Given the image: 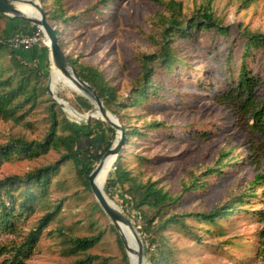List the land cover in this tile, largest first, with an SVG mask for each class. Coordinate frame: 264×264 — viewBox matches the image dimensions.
Wrapping results in <instances>:
<instances>
[{"label":"rangeland","instance_id":"1","mask_svg":"<svg viewBox=\"0 0 264 264\" xmlns=\"http://www.w3.org/2000/svg\"><path fill=\"white\" fill-rule=\"evenodd\" d=\"M100 1L63 0L65 16L71 18L66 23L60 19L50 22L59 31L58 41L67 56L77 59L78 63L98 67L108 83L115 86V101L119 104H114L113 108L118 111L119 116L114 115L119 123L143 131V135H137L122 145V166L138 181H154L158 187L176 196L183 193V185L189 183L192 175L205 173L218 162L225 163L220 173L208 177L204 187L184 192L170 213L209 211L245 191L248 181L262 167L246 163L249 160L246 127L236 121L228 105L218 103L214 97L227 83L228 75L225 77L222 64L229 47L241 42L239 37L236 38L238 31L264 33V0H211L212 13L222 24L231 25L229 36L211 38L205 31H196L191 38L176 36L169 39L181 62L172 72L156 68L151 74L154 90L139 104L131 103L132 88L140 76L139 59L143 54H158L163 45L161 31L168 15L165 7L168 0H108L110 4L106 8ZM177 1L182 3L183 19L193 16L206 3V0ZM47 4L46 10L54 7L52 0ZM16 25V21L0 16V38L23 34L21 30H15ZM38 36L36 63L41 74L49 66V74L40 76L39 84L33 79L31 84L46 85V92L36 88L35 98L23 101L18 108L17 119L0 114V144L17 137L40 140L49 130L48 99L51 97L47 84L50 83L53 63L48 45L43 42L47 39L43 33ZM17 52L23 60L32 63L31 48L19 46ZM239 55L238 52L236 56ZM9 59V51L2 49L0 60L5 68L4 76L13 72L8 69L11 67ZM202 82L204 85L201 86ZM54 93L65 98L59 97L63 108L58 103L55 107L58 119L64 116L77 123L92 119L107 123L100 116L91 117L89 121L79 117L81 115L74 107L76 96L85 95L74 83L58 82ZM256 96L257 99L264 98V84L256 90ZM85 113L82 114L85 116ZM156 122L162 124L154 129L147 127V124ZM59 131L63 130L60 128ZM201 133H204L203 137ZM114 139L115 136L111 138L107 126L103 125L101 131L96 130L93 142L87 137L79 145L91 153H99L107 141ZM128 139L126 136L125 142ZM62 152V148H51L34 158L15 155L1 160L0 178L24 175L54 163ZM84 161L80 157L77 162L72 159L59 162L45 197L21 218L16 232L1 233L0 244L18 245L46 212L58 206L53 219L43 228L32 255L22 264H71L86 255L98 257L90 264H130L125 247L118 242L117 235L122 236L118 226L111 223L85 186L79 165ZM252 189L256 197L245 198L240 206L248 211L232 213L215 224L185 216L183 224L163 228L159 243L172 253L169 264H262L255 251L258 241L255 235L260 232L263 222L253 214L264 209L263 187L254 185ZM110 190L109 198L130 217L134 226L141 224L140 215L126 200L123 188ZM97 234H100L98 242L85 253H71V238ZM144 238L149 240L147 236ZM143 244V263L149 264L146 249L156 252L157 243L149 240ZM7 257L6 253L0 255V264H4Z\"/></svg>","mask_w":264,"mask_h":264},{"label":"trees","instance_id":"2","mask_svg":"<svg viewBox=\"0 0 264 264\" xmlns=\"http://www.w3.org/2000/svg\"><path fill=\"white\" fill-rule=\"evenodd\" d=\"M40 1L49 22L54 19H60V21L66 23L71 18L65 16L63 0H52L54 7L49 10H46L49 0ZM210 2L211 0H206V3L188 19H183L182 17L181 1L168 0L165 3L168 15L164 19L165 24L161 31L163 45L158 54H143L139 59L141 70L140 76L136 80V86L132 88V104H139L148 99L154 90L151 74L156 68L172 72L173 68L181 62V59L177 57L175 50L169 44V39L176 36L191 38L196 31H205L211 38L217 35L229 36L231 25H224L219 21L211 11ZM100 3L104 4V8L110 4L108 0H101ZM0 16L6 17L9 21H16L15 30H21L26 34L38 32V35H42L41 30L28 21L7 16L1 12ZM56 33L57 35L59 34L57 29ZM238 37L241 42L229 47L225 54V61L222 64L225 68V77L226 74L228 75L226 77L227 83L215 94L214 98L218 103L228 105L233 111L236 121L243 123L246 127V142L249 149V153H247L249 160L246 163L258 168L262 167L254 175L253 179L248 181L245 191L225 204L214 207L209 211L170 213L184 192L204 187L208 177L215 173H220L225 163L218 162L217 166L209 167L205 170V173L201 172L200 174H203L201 176L200 174L192 175L189 183L183 185V193L174 196L158 187L154 181L141 182L131 175L121 164L122 148L109 168L103 183V191L107 194L112 188H123L124 194L128 198L126 200L130 202L133 209L140 215L141 224L135 225V227L142 236L143 241L148 243L150 240L157 243L156 252H149V249H146V253L149 254V264H169L172 253L159 243V239L162 236L160 231L172 224H183L185 216H192L205 223L215 224L218 219L228 218L232 213H239L241 212L240 210L248 211V209H242L240 206L243 204L242 200H246L245 198L256 197V193L252 189L254 185L263 187L261 199L264 203V98L257 99L256 96V90L264 84V33L241 30L237 33L236 38ZM2 49L9 51L11 67L8 69L13 72L8 76H4L5 68L0 60V114L5 118L17 119L18 115H16V112L18 108L22 106L23 101H30L35 98L36 88L46 92V85L36 86L31 84V81L32 79L36 80L39 84L40 76H48L49 66H46L44 73L41 74L38 65L24 63V60L18 55L17 48L0 38V56ZM31 51V59L36 60L39 55V49L34 46ZM238 52L240 54L239 57L236 56ZM67 58L78 71L80 77L94 88L104 105L113 114L119 116L118 111L113 108V105L117 103L115 101L116 88L108 83L103 72L94 65L78 63L77 59H72L69 56ZM200 85H204L203 82ZM207 88H213V86H207ZM57 96L64 98L59 93H57ZM76 100L77 104L74 107L79 112L84 113L94 107L92 101L86 96L77 95ZM48 101L50 102L49 114L51 122L46 135L40 140L28 141L22 137H17L9 142L0 144V161L10 159L15 155L27 158L38 157L51 148L58 150L62 148L64 152L60 154L59 160L54 163L39 167L24 175L12 174L0 178V235L1 233H14L17 231L21 218L30 213L35 204L45 197L51 176L57 170L61 161L72 159L77 162L80 157L85 159L79 165L84 176L85 186L91 191L88 175L95 168L113 140L107 141L99 153H91L88 148L81 147L79 143L83 138L87 137H90L93 142L92 137L96 130L101 131L103 125L107 126V131L111 138L115 136V129L99 119L81 123L70 121L64 116L58 119L55 109L58 104L52 98H49ZM59 110L61 109L59 108ZM94 111H96V108ZM92 122H94L93 125L91 124ZM161 124L158 122L151 123L147 124V127L154 129ZM60 128L63 131H59ZM124 129L126 136L129 138L124 144H128L133 137L144 134L137 127L128 128L124 126ZM201 136L203 137L204 133H201ZM57 209L58 206L46 212L38 220L36 226L28 230L25 238L18 245L12 244L8 246L0 244V255L8 254V257L4 259V264H22L24 259L32 255L43 228L53 219ZM253 216L263 222L260 232L255 235V237H258L255 251L256 255L262 260V264H264V209H259ZM128 218L130 217L128 216ZM151 234L153 235L151 236ZM144 236L149 237V240L146 239L145 241ZM99 238L100 234L73 237L71 238L70 251L71 253H85L98 242ZM117 238L120 246L124 248L121 237L117 235ZM123 254L126 256L124 250ZM95 258L98 257L96 255H86L71 264H90Z\"/></svg>","mask_w":264,"mask_h":264},{"label":"water","instance_id":"3","mask_svg":"<svg viewBox=\"0 0 264 264\" xmlns=\"http://www.w3.org/2000/svg\"><path fill=\"white\" fill-rule=\"evenodd\" d=\"M16 1H23L33 4L38 10L39 17L33 18L20 13ZM0 12L10 17H17L25 21H28L29 23L36 25L41 30L45 39H47V41L45 40V43L48 44L47 47L49 49V57L51 62L63 73L68 75L73 80V82L84 91L83 95L88 97L94 104V107L96 108L97 112H94V110H92L86 112L85 116L84 114L79 112V114L81 115L79 117H83L85 121H89L91 117L100 116L102 117V120L109 123L115 129V131H117V133H115L114 141L112 142L110 147L103 153L100 160L96 164L95 168L89 173L88 180H89L91 192L96 202L104 211V213L109 217L111 223L115 227H117L120 222L125 223L130 227V229L135 234L138 244L137 264H142L144 257V244L139 235V232L137 231L132 221L118 207H116L115 205H113L108 201L104 192L98 187V185L95 182V177L100 169L104 157L107 156L108 154H112L114 158H116L121 150L122 145L125 143L126 136L123 125L119 123L117 117L104 105L102 99L96 94L94 88L86 80L80 77L78 71L69 62L67 55L64 53L58 41L56 27L52 25L46 18V14L40 0H0ZM47 89H48V84H47ZM48 92L50 94V97L63 108V103L59 102V100L55 96H53L52 93H50L49 89ZM120 237L127 252V245L123 237L122 236Z\"/></svg>","mask_w":264,"mask_h":264},{"label":"bare ground","instance_id":"4","mask_svg":"<svg viewBox=\"0 0 264 264\" xmlns=\"http://www.w3.org/2000/svg\"><path fill=\"white\" fill-rule=\"evenodd\" d=\"M16 4L20 10V13L26 16H30L33 18L39 17L38 10L36 7L28 2L23 1H16ZM48 45V44H47ZM58 82H64L66 84L72 85L73 80L63 73L60 69H58L54 64H52L51 67V75H50V83L48 84V89L50 93L55 96L59 102L63 103V101L54 93L55 87ZM75 84V83H74ZM76 85V84H75ZM97 112V111H95ZM116 158L112 154H108L104 157L102 160L100 169L95 177V182L98 185V187L103 191V183L106 179L107 173L109 171V168L111 167L112 163L114 162ZM104 192V191H103ZM106 198L110 203L116 206V204L109 198V195L104 192ZM117 207V206H116ZM118 228L123 236V239L127 245V255L129 257L130 264H137L138 263V244L136 240V236L133 233V231L130 229V227L125 223H119ZM144 261V259H143ZM142 261V264H144Z\"/></svg>","mask_w":264,"mask_h":264},{"label":"built area","instance_id":"5","mask_svg":"<svg viewBox=\"0 0 264 264\" xmlns=\"http://www.w3.org/2000/svg\"><path fill=\"white\" fill-rule=\"evenodd\" d=\"M38 38H39L38 32L33 33V34L23 33L20 35H16L14 37H8V38L4 39V41L9 43L11 46H13L15 48L20 46V47H23L25 49H29V48H32L35 46ZM43 42H45L44 39H43ZM24 63H26L25 60H24ZM32 64L37 66L35 59H33Z\"/></svg>","mask_w":264,"mask_h":264}]
</instances>
